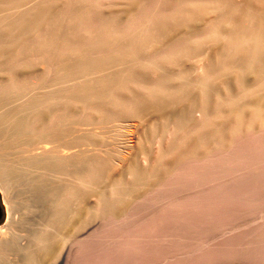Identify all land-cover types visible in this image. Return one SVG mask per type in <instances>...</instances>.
Segmentation results:
<instances>
[{"label": "bare ground", "instance_id": "bare-ground-1", "mask_svg": "<svg viewBox=\"0 0 264 264\" xmlns=\"http://www.w3.org/2000/svg\"><path fill=\"white\" fill-rule=\"evenodd\" d=\"M13 1L12 13L8 12L11 5L0 9V26H5L8 37L24 40V43V34L27 37L36 32V37L31 35L36 43L29 46L21 43L26 47L20 48L19 42L20 47H9L0 36V72L5 71L0 77V92L7 98L15 95L19 101L17 108L0 106V139H3L4 121L9 116L31 138V142L22 141L20 145L21 159L13 155L21 161L16 162L19 163L16 173L27 185L28 194H24L22 212L16 201L19 198L16 194L13 196L12 186L9 187L3 173L6 165L0 164V189L7 212V220L0 225L1 258L5 257L2 254L11 251L19 256L22 264H68V257L73 258V254L69 256L71 248L76 244L78 254H74L79 257L76 259L80 260L79 264H86L88 235L96 229L91 224L95 220L90 221L93 209L88 204V193L98 185L96 176L101 175L108 183L107 187L103 185L102 189L100 184V189L93 191H96L95 202L102 212L114 215L121 211L119 204L133 188H138L136 184L147 183L149 175L158 178L154 168L157 163L161 162L162 173H169L175 164L187 159L203 157L216 149L227 150L226 147L243 132H255L257 127L258 131L264 130V0H128V6H120L124 10L116 7L120 13L113 10L116 13L112 12L110 19L100 13L98 7L81 8L77 0H65L62 5L57 4L58 0H38L39 3L37 0ZM53 12L58 13V19L48 23L47 16ZM22 14L27 16L21 19ZM74 31L82 35L71 38ZM28 55L35 57L33 62ZM23 56L28 57L25 58L28 63L23 61ZM8 58H13L19 69L8 66ZM190 58H194L191 68L188 65L193 61H186ZM38 63L45 66L43 69H47V74L51 71L55 77L50 78L46 85L42 83L44 86L37 81ZM130 83L142 90L136 92L133 87L130 90ZM172 102L180 104L176 105L178 108L175 106L177 110L173 107L176 111L164 109V103ZM45 107L49 109L47 115L43 113ZM149 109L157 113V119H151L154 113L147 118ZM83 110L86 114L79 121L70 120L71 115L76 116L77 111ZM122 116L132 118V121H147L151 125L149 135L158 136V140L154 137L156 142L162 144L168 136L174 141L167 146L164 144L165 147L161 144L155 147L156 155L151 154L153 158L143 151L140 154L144 155V161L140 160L142 155H138L140 158L134 155L141 164L145 162L144 167H139L134 157V162L129 158L124 171L129 181L119 178L122 168L119 177L114 175L115 178L108 167L122 166L126 159L124 154L133 153L131 137L123 143L125 150H121L116 158L113 155L105 157L99 150L93 154L94 150L87 149L88 154L81 147L93 130L87 125L93 124V128L95 124L96 127L102 126L99 124ZM132 125L134 128L135 124ZM140 125L143 127L144 123ZM68 127H75L71 130L76 132L75 142L73 135H70L73 141H69ZM118 130H121L120 126ZM132 131L135 132L134 129ZM131 132L129 135H134ZM96 134L99 135L98 132ZM141 141L143 143V139ZM145 143L147 148L149 143ZM9 160L11 162V158ZM11 163L15 164V161ZM151 181L147 184L151 185ZM262 193L260 198L264 203V190ZM203 250L201 254L209 257L208 250ZM224 250V253L220 252L230 258L229 253L232 254L230 250L233 249H228L229 253ZM235 251L241 255L242 251ZM227 258L222 260L226 262ZM206 259L203 258L204 263ZM240 259H237L240 263L242 260L246 262V258Z\"/></svg>", "mask_w": 264, "mask_h": 264}, {"label": "rangeland", "instance_id": "rangeland-1", "mask_svg": "<svg viewBox=\"0 0 264 264\" xmlns=\"http://www.w3.org/2000/svg\"><path fill=\"white\" fill-rule=\"evenodd\" d=\"M0 1H4V3L5 2L10 3V4L9 3L4 4L0 2V9L5 8L6 6L7 7L10 6L11 1H12V4L14 5L13 0H9V1L0 0ZM36 2H38V0ZM64 2L65 0H58L57 4L62 5ZM126 2H128V0H80V1L77 0V5L80 4L78 6H80L81 8H83V6L84 8L86 7L90 8V6H94L95 8L98 7L97 10L100 13L102 12L103 15L105 14L104 16L109 17L110 19L112 17L111 15H113L112 12L113 13L119 12L116 7L119 6L120 10H124L123 8H126V6H128L127 4H129L130 2L128 3ZM13 5H11L10 8L8 7L9 8L8 12L12 13L14 9ZM71 6L74 7V5H71ZM120 6H122L123 8L122 7L120 8ZM113 10L115 11L117 10V11L115 12ZM8 12H7V15L10 14V13L8 14ZM54 12L52 13V15L48 14L49 16L51 15L50 17L47 16L48 17L47 21H49L48 23H50L51 21L53 22L58 19L57 18L58 13L54 14ZM109 12L111 14H109ZM25 13L28 15L27 12ZM26 14H22L21 19L25 18L24 16ZM49 18H53L54 20L49 19ZM0 27H1L0 28L1 40H3L2 39L3 37L4 40L2 42L4 44L7 43L9 47H14V46L20 47L21 43L25 45H28V44L35 45L36 43V39L34 38L36 37L35 36L36 32L32 33L34 37L31 36L32 34L27 36V37L31 36L29 37L30 39L27 38L24 34L23 35V37L25 38V43H24V40L23 41L17 40L18 41L17 42L15 38L11 39L10 36L9 37L7 36L8 34L6 33L5 26L1 25ZM1 30H4L5 33ZM78 34L82 35V33L80 32L75 33L74 31L71 34L72 37L71 36L70 37L71 38L76 37L78 36ZM28 39L30 40V42H28L29 41ZM32 40H34L35 42H33ZM14 41L16 42L17 45L15 44ZM2 42L1 44H3ZM18 43L20 45H18ZM25 45L23 46L21 45L20 48H25L26 47ZM28 56L30 58H28L27 56H25V58H28L31 60V61L30 60L28 61L33 62L35 57L33 58V56L31 55H28ZM25 58L23 56L22 58L23 61L26 60L25 63H28L27 59ZM8 59H7L8 62L6 61L7 65L9 64L11 67L16 66L15 62L13 61L14 60L13 58H8ZM186 61L188 63L189 61H193V63L191 62L188 65L189 68H191L194 65V58L192 59L190 58ZM187 62H185L186 65H187ZM24 66H26V64ZM37 67H39V76H38L39 78L37 77V81L38 82L40 81L39 83L40 85H43V84L46 85V83H48L52 78H55L53 76L54 74L51 71H49L48 74L46 73L47 69L44 70L43 67L45 66H41V63H38ZM16 68L19 69V66L17 65ZM3 72L5 71L0 72L1 74L0 77L4 76L5 73ZM135 85L136 84L134 83H130L129 84L130 90H132L133 88L136 92H139L140 90H142L141 88L139 90L138 88L139 86L136 85L135 87ZM191 89L193 88H189V90ZM193 91L196 93L197 88H196V91L195 90ZM193 91H191V94ZM177 104L174 102L164 103L163 107L166 110L170 108L173 109V107L177 110L178 108V106H176ZM17 105H19V101L15 95H10V98H7L5 93L0 92V106L2 108H5V109H10L12 107L17 108L18 107ZM84 111L85 110L77 111L76 116H73V115L70 116L71 117L70 120L79 121L80 118L84 117V115L86 114L84 113ZM43 113L46 115L49 114V109L48 108L46 109V107L45 109L43 108ZM152 113H154V111H152L151 109L147 110V113H146V115L148 116L147 118H149V114L151 116ZM156 116H157V113H154L151 116V119L152 120L157 119ZM122 117L123 118L120 117L116 120H112L113 123L115 124H113L112 121L110 122L107 121L104 124H99L102 126L104 125V127L98 126L99 129L98 127H96L97 126L96 124H95L96 128L95 127L93 128L94 126L93 124H89V126L87 125L86 127L90 128L91 130L93 129V130L92 132L88 133V135L86 136L87 139L86 138L85 139L87 141L85 139L83 140L85 145L83 144L81 147L85 148L86 150L88 149L89 151L94 150L93 154H96L95 150L97 151L99 150L101 152L99 151L98 152L102 153L103 156L106 155L105 157H109V156L111 157L113 155L112 157L114 158L115 156L116 158L118 156V153L120 154L121 150L122 151L125 150L124 144L126 143V140H128V138L131 137L132 139L131 138L130 139L134 143L133 145L134 150L133 148L131 149L133 153L130 151V153L124 154L126 156V159L123 160L124 164L122 166H119L118 168H117L118 165H115L116 168L115 166L108 167V171L110 174H112L113 176L115 175L117 178L121 174L119 178L122 177L123 179L129 181L130 179L128 178L129 176L127 177L125 174L126 172L125 166L129 162V160L131 159V161L132 162L135 161L138 166L141 165V167H144L145 162L142 163L144 164L142 165L140 161L142 159L143 161L145 160L144 155L140 154L142 153L141 151L145 152L151 158H153V156L156 155L155 153H156V150L159 144L161 143L156 142L158 140L157 134L155 136L154 134H151V136L149 135L151 133L149 131L151 129V125L147 121H138L135 119H133L134 121H132V118L130 119L129 117H125V116H122ZM125 119L128 120V123ZM30 120H33V119L30 118ZM122 120L125 122H123ZM10 123L12 126L10 125ZM137 123H138V126L140 127L136 126ZM143 123L144 125L142 127L140 124H143ZM132 124H135L134 128ZM146 124L150 126V128L148 127L149 129H146L147 128ZM119 126H120V129L122 131H125V133L127 134H125L121 130H118ZM125 126H127L128 128ZM121 127H123L124 129ZM74 128L68 127L67 129H69L68 132L71 133V134L68 133L69 138H70V135H73L74 138L72 139H74V142H75L76 132L74 133L75 130L71 132V130ZM95 129L96 131H94ZM116 129L118 131H114ZM133 129L135 130V132L132 131ZM257 129L258 127L256 128V130ZM129 130H131L132 132ZM256 130L255 132H248V133L243 132L242 134L236 136L235 138L236 143H234L235 142L234 141L233 142L234 144L233 143L231 144L233 148L231 147V145H229V147H226L228 148L227 150L223 148H221V150L216 149L213 152L206 154L203 157L201 156L202 158L201 157L190 158V159L185 160L184 162L175 164L172 170L169 172L170 174L162 173L161 162L157 163V167H155L156 166L155 165L154 168H156V172L159 174L158 178L151 175V177H153L154 179L156 178L154 181L153 178L150 177V175L149 177H147V180L150 179L149 181H151L152 179L154 181V182L151 181L152 186L148 185L149 181L147 180L146 181L148 184L145 182L144 184L143 183L138 184L141 186H138L136 184V187L138 188L134 187L133 190L126 197V199L122 201L123 203L119 204L121 205L120 208H122V206L125 203H126V206L125 205L123 206L124 209L119 208V210L121 211L119 213L115 212L117 215L116 214L112 215V214H107L106 212H102L100 209V206L95 202L96 198L94 196V193H96L97 191L96 189L99 188L100 184L102 186V187L100 186V188L103 189L104 188L103 185L107 187V183H108V180L104 179V177L101 178L102 177L101 175L96 176L97 178L96 180L98 181V183L96 184H98L99 186L98 185L95 186L96 189L93 188L94 190H96L94 193H93L94 190L93 191L91 190L92 188L90 189V192L88 193V199H89L88 204L90 203V205H92L90 207L93 209L90 213V219H91L90 221L95 220L94 221L95 224L93 222L91 224L95 225L94 229L95 228L96 229L93 230L92 233L90 232V234L88 235V243H87V249H86V252H87L86 253L87 254L86 264H201V263L212 264V261H213V264H218V263L221 264V260L227 258L226 257L227 255L225 256L224 254L221 253V252L224 253L225 251L224 249H226L227 253H229L228 249L229 250L235 249L237 251L240 250L242 252H246L243 254L241 252V255H240L238 252L234 250L237 254L240 255L242 259L246 258V262L244 261L243 263V260H242V263H240L241 259L240 257H238L239 255L235 256L237 254L233 250H230L232 251V254L233 253L234 254L232 255L230 252L229 253V255H231L230 258L228 256L227 258L228 260H226V262L222 260L223 264L224 262L225 264H228V263L232 264L233 262L232 260H234V262L237 261L238 264H264V247H263L264 246L263 244L264 242V225H263L264 223V203L260 198V194L263 195L262 192L264 190V150H263L264 149V130H259V131L257 130V132ZM97 132L99 135L96 134ZM128 132H131L130 134L133 133L134 135H129ZM146 132L148 133L147 135L145 134ZM1 134H3L4 140L2 139L3 140L2 141L0 139V151L2 153V155L0 154V159H1L0 164H2L3 166L4 164L6 165L4 166L5 171L4 169L2 170H3V173L6 175V178L8 180V185L10 184L9 187L12 186L10 189L12 190L13 196L14 194H16L15 196H18L17 198H19L20 200L22 198V200L20 201L19 199L14 197L15 200L17 199L16 201L18 203L19 210L22 209L21 210L22 212L24 210L23 208V202H25L24 198L28 194V192L26 190L27 185L24 183L23 178L19 176L18 173H16L17 172L16 166L19 165V163L21 162L20 160H16V159L22 156L21 152L20 154L18 152L20 149H22L20 145H22L23 142H26V141L31 142V138L28 137L29 134H26L21 126H18V124H16V121L12 120L11 116L5 119L4 131ZM67 136L65 137L66 140L69 139L67 138ZM147 136L150 137L151 139L150 141L148 140L149 138ZM10 137L12 139L9 140ZM170 138L171 137L169 136L165 138L167 142L163 138V140L165 141L164 143L162 141V144L160 146L165 147L164 144L170 145V143L174 142L173 139H170ZM72 139L70 138L69 141L72 142L73 141ZM142 139H143V143L141 141ZM151 141L155 142V144L152 143ZM12 142L16 145H14ZM144 143L145 144L149 143L146 145L147 148H145ZM143 146L146 150L143 148ZM88 150H87V153H88ZM115 150L116 151L118 150V151L116 152ZM153 150H154V153L152 152ZM134 151L138 152L139 154L138 153L136 154V152ZM229 152L230 153L232 152L231 155L233 159ZM13 155L18 158L14 157L15 158L14 160ZM134 155L136 156L142 155V158L138 156L137 158H140V160H138L136 157H134ZM233 155L236 156V158ZM10 158H11V162L15 161L16 165L10 162L9 160ZM21 158L22 157H20V159ZM7 159L9 160L10 166H11V168L9 166V169L7 166L9 165L7 163L8 162ZM132 159H134V161ZM138 161L140 162V164H138L139 163ZM16 162H19V163H16ZM13 164L15 167L13 166ZM120 169L121 171L123 172L125 171V172L124 173L121 172ZM160 170H161V173H160ZM159 177L161 180H159ZM142 185H145V188H141V187H144ZM146 186H147V189H146ZM22 190L24 191L22 192ZM0 193L2 196L1 189H0ZM131 193H133L132 196H131ZM24 194L26 195L24 196ZM90 194H93V195H90ZM21 195L23 196L21 197ZM126 200L128 201V203ZM19 202H22V203H19ZM262 203H263V206H262ZM258 204L261 206H259ZM34 210H35V207L33 211ZM116 210H118V207L116 208ZM33 215H34V218H36L35 211L33 212ZM6 220H7V212H6ZM0 225H3V223ZM75 245L76 244L73 245V248L75 247L74 249L76 251L73 252L74 249L71 248V252L69 256H71L72 254L74 256L78 254V249L76 248ZM202 249L208 250L207 255H209V257H206L205 255L204 257L202 255L203 254ZM75 252L77 253L74 254ZM184 252H186L185 253V255L187 254L186 256L184 255ZM198 252H200L199 255H198ZM8 253L9 251L5 254H2V255H5V257L4 256L3 258H1L2 256L0 257V264H4V263L5 264H20V263L22 264V262L19 260V256L16 257L17 255H15L14 252L11 253L10 251V253L9 254ZM255 253L256 255H254ZM217 254L219 256H216ZM221 254L224 255L225 258H223ZM244 254L245 255L247 254L246 257L244 256ZM73 255L71 257H73L75 260H73V258L71 259L68 257V261H67L68 264H79L80 260L76 259V258H79L78 255H76L77 257H74ZM201 255L203 257H201ZM220 255L222 257H220ZM219 257L221 258V260L219 259ZM231 257H232V260H231ZM235 257H238L240 260L238 261L237 260L238 258H235ZM203 258H207L206 263H204L205 259L203 262ZM217 259H219L220 261L218 262ZM229 259L231 260V262ZM77 260L79 262L75 263V261L77 262ZM2 261H4V263Z\"/></svg>", "mask_w": 264, "mask_h": 264}, {"label": "water", "instance_id": "water-1", "mask_svg": "<svg viewBox=\"0 0 264 264\" xmlns=\"http://www.w3.org/2000/svg\"><path fill=\"white\" fill-rule=\"evenodd\" d=\"M5 220H6V209L0 193V224L4 223Z\"/></svg>", "mask_w": 264, "mask_h": 264}]
</instances>
